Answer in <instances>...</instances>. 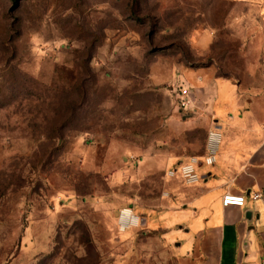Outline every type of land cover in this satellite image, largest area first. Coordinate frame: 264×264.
<instances>
[{
    "label": "rangeland",
    "instance_id": "1",
    "mask_svg": "<svg viewBox=\"0 0 264 264\" xmlns=\"http://www.w3.org/2000/svg\"><path fill=\"white\" fill-rule=\"evenodd\" d=\"M234 10L222 0H0V264H184L151 226L173 186L189 189L166 177L174 72L188 54L192 69L248 78L250 51L223 28ZM206 28L216 35L207 56L190 45ZM123 209L139 228L118 231Z\"/></svg>",
    "mask_w": 264,
    "mask_h": 264
},
{
    "label": "crops",
    "instance_id": "2",
    "mask_svg": "<svg viewBox=\"0 0 264 264\" xmlns=\"http://www.w3.org/2000/svg\"><path fill=\"white\" fill-rule=\"evenodd\" d=\"M222 1L235 7L223 28L250 51L248 78L220 77L214 64L176 67V83L190 89L191 104L180 108L175 90L177 102L167 122L178 139L177 152L167 159L173 168L191 156L202 159L213 129L221 131L223 141L217 163L200 166L199 184L173 186L169 205L151 226L166 232L184 264H264V0ZM214 34L209 28L192 34L191 47L209 55ZM228 193L244 195L245 205L224 207Z\"/></svg>",
    "mask_w": 264,
    "mask_h": 264
},
{
    "label": "built area",
    "instance_id": "3",
    "mask_svg": "<svg viewBox=\"0 0 264 264\" xmlns=\"http://www.w3.org/2000/svg\"><path fill=\"white\" fill-rule=\"evenodd\" d=\"M178 105L182 109L189 108L191 104L190 89L180 86L177 92ZM223 141V134L217 129L209 131L206 144V155L200 159L197 156H191L187 161L181 163L177 168L167 171L168 179L179 178L185 186H195L200 183L202 176L199 173V168L202 165L212 167L217 163L220 147ZM167 195V194H166ZM259 195H255L257 199ZM246 198L244 195L226 194L223 198V206L243 207ZM141 225V218L136 215L132 209H123L118 214L117 229L119 232H126L132 229H137Z\"/></svg>",
    "mask_w": 264,
    "mask_h": 264
},
{
    "label": "trees",
    "instance_id": "4",
    "mask_svg": "<svg viewBox=\"0 0 264 264\" xmlns=\"http://www.w3.org/2000/svg\"><path fill=\"white\" fill-rule=\"evenodd\" d=\"M187 55L188 54H183L182 55L180 63L184 64L187 67H191L194 64V59L190 55H188V56ZM199 68H200V66H199Z\"/></svg>",
    "mask_w": 264,
    "mask_h": 264
}]
</instances>
